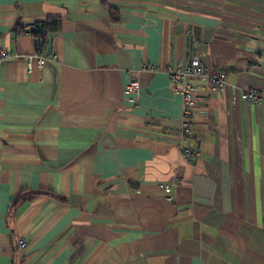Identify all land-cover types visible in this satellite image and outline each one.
<instances>
[{
	"label": "crops",
	"instance_id": "obj_1",
	"mask_svg": "<svg viewBox=\"0 0 264 264\" xmlns=\"http://www.w3.org/2000/svg\"><path fill=\"white\" fill-rule=\"evenodd\" d=\"M0 46V264H264V0H0Z\"/></svg>",
	"mask_w": 264,
	"mask_h": 264
},
{
	"label": "built area",
	"instance_id": "obj_2",
	"mask_svg": "<svg viewBox=\"0 0 264 264\" xmlns=\"http://www.w3.org/2000/svg\"><path fill=\"white\" fill-rule=\"evenodd\" d=\"M38 25L35 22H25L23 24V29L32 34L35 39L36 46L39 48L44 36L46 35V23ZM17 55L14 52H8L0 46V63L4 60L14 58ZM25 57L26 67L28 70H32L33 67L41 68L44 63V57L37 53L35 55L27 54ZM141 70L147 71H158L159 68L152 65L148 66L143 64L140 68ZM163 70L167 73L169 79L176 85L177 90L180 92L183 98V102L188 105L184 109V114L192 115L194 109L192 107L193 99L192 96L195 92L199 91V87L195 84L190 83L191 79L205 78L207 80L208 86L215 90L216 92H222L226 83L225 73L217 70H209L205 68L197 56H193L190 61L186 64H167ZM140 90V82L137 79L128 80L124 86L123 91L126 94L136 95ZM241 97L246 102L257 104L264 108V97L258 92L255 87L243 88L241 91ZM184 135L188 134L190 131V120L187 118L183 123ZM182 154L188 158H192L196 152L194 147H182ZM163 189L169 192L170 188L164 186ZM19 244L24 247L25 241L23 239L19 240Z\"/></svg>",
	"mask_w": 264,
	"mask_h": 264
},
{
	"label": "trees",
	"instance_id": "obj_3",
	"mask_svg": "<svg viewBox=\"0 0 264 264\" xmlns=\"http://www.w3.org/2000/svg\"><path fill=\"white\" fill-rule=\"evenodd\" d=\"M113 19H114V21H117V18H116V17H114ZM46 22H47V23H46V26H47L46 31H48V29H49L50 26H51V20H50V21L46 20ZM50 29H51V28H50ZM46 195H50V196H52V194H49V193H46ZM33 197H34L33 195H29L28 197H25L24 199L31 200Z\"/></svg>",
	"mask_w": 264,
	"mask_h": 264
}]
</instances>
